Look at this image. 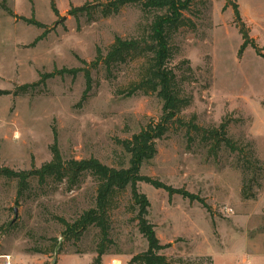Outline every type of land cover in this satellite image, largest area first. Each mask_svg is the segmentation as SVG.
Listing matches in <instances>:
<instances>
[{
  "label": "rangeland",
  "instance_id": "374dc122",
  "mask_svg": "<svg viewBox=\"0 0 264 264\" xmlns=\"http://www.w3.org/2000/svg\"><path fill=\"white\" fill-rule=\"evenodd\" d=\"M110 1L0 0V91L10 92H0V167L28 170L49 161L53 131L64 160L93 157L127 167L122 141L160 120L157 92L142 87L128 94L150 52L136 50L109 66L104 58L115 37L149 40L153 18L165 10L129 3L104 16L101 8ZM84 4L88 11L69 13ZM183 15L185 25L168 38L167 60L183 101L154 139L155 154L142 162L140 174L197 198L138 182L148 201L145 219L159 243L169 245L157 253L171 264H264V0H195ZM241 25L248 43L239 53ZM98 49L102 58L91 68ZM62 68L89 69L85 99L82 70L16 92ZM221 125L224 133L215 135ZM96 186L90 175L73 185L32 178L18 196L16 180L1 176L0 260L92 264L100 228L89 225L75 237L64 232L63 221L71 224L95 207ZM244 187L253 198L243 197ZM109 206L100 264H130L147 241L129 187Z\"/></svg>",
  "mask_w": 264,
  "mask_h": 264
},
{
  "label": "trees",
  "instance_id": "16d2710c",
  "mask_svg": "<svg viewBox=\"0 0 264 264\" xmlns=\"http://www.w3.org/2000/svg\"><path fill=\"white\" fill-rule=\"evenodd\" d=\"M194 1L195 0H112L101 8V12L104 16L118 11L121 6L129 3L140 4L142 10H165L163 14L155 15L153 18L149 26V40H143V43L140 44L136 38L122 39L120 37H115L114 42L111 44L104 58L105 64L109 66L110 62L113 60L117 59L124 61L128 58L127 56H130L129 54H132L136 50L138 52L141 50L150 52L151 56L147 59L148 64L145 67L146 69L143 77L138 83L132 84L128 94L134 93L135 90L145 87L153 92H157L159 97L163 100L162 116L160 120L155 124L148 123L138 133L134 134L131 139L122 141L124 149L129 154L127 167H109L93 157L79 160H64L57 148L55 131H53V143L50 146L51 159L49 161L42 163L39 167L32 166L28 170H13L7 167H0V177L16 180L18 196L25 190L30 189V180L32 178L36 179L40 184L47 178H51L56 182L66 180L70 185L78 183L79 180L86 175H90L95 179L97 184L95 207L84 211L80 217L71 224L63 221L65 225L64 232L71 233V235L75 237H78L80 232L89 225L100 228L102 242L100 243L99 249L96 251V256L93 258L92 264H100L101 256L105 253L104 241H107L108 228L106 213L107 208L110 207L109 203L116 193L124 191L129 187L131 200L138 206L136 215L138 229L147 241V249L140 254L132 256L130 264H171L170 260L165 255L157 253L159 250L169 245L159 243L155 235L154 225L145 219L148 201L146 197L137 190L138 182H146L156 188H162L170 195L172 193H179L191 199L197 198L183 189H174L149 176L140 174L142 162L155 154L154 139L163 135L167 123L175 116L176 112L179 110V104L183 101L177 96L174 90L175 73L172 68L167 65V60L170 57L168 38H170L171 33L178 27L185 25L186 17H184L183 11L188 10ZM51 6L53 8L52 1ZM233 9L235 18L239 21L240 16L236 4L233 5ZM88 10L89 5L84 4L79 7L71 8L69 13L76 16L78 13H83ZM9 14H12V11H9ZM23 20L30 22L28 19ZM239 31L243 39V43L239 49L240 53L248 43V38L242 25ZM252 46L256 49V46ZM261 56L264 58V54H261ZM101 58V52L98 49L95 59L90 63V67H96ZM80 70L84 73L86 83L85 90L82 94V99H85L91 87L90 71L87 68H62L49 73H42L37 82L20 85L17 87L16 92L18 93V91H21L23 94L27 92L29 88L32 89L36 85L43 84L46 79L56 74L71 73L74 75ZM0 92L3 94L10 93L8 90ZM223 129L224 125H221L219 132L215 130L214 134H223ZM223 140L228 146L230 145L228 139ZM245 189V187L242 189L243 197L253 198Z\"/></svg>",
  "mask_w": 264,
  "mask_h": 264
},
{
  "label": "crops",
  "instance_id": "0c3cea01",
  "mask_svg": "<svg viewBox=\"0 0 264 264\" xmlns=\"http://www.w3.org/2000/svg\"><path fill=\"white\" fill-rule=\"evenodd\" d=\"M56 263L59 264V261H57ZM0 264H11V260H0ZM102 264H106V260L102 259Z\"/></svg>",
  "mask_w": 264,
  "mask_h": 264
}]
</instances>
